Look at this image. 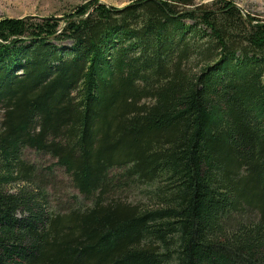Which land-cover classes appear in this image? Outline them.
Masks as SVG:
<instances>
[{
  "label": "trees",
  "instance_id": "trees-1",
  "mask_svg": "<svg viewBox=\"0 0 264 264\" xmlns=\"http://www.w3.org/2000/svg\"><path fill=\"white\" fill-rule=\"evenodd\" d=\"M33 16L0 18V264H264V19L230 0ZM55 167L76 190L58 206Z\"/></svg>",
  "mask_w": 264,
  "mask_h": 264
},
{
  "label": "rangeland",
  "instance_id": "rangeland-1",
  "mask_svg": "<svg viewBox=\"0 0 264 264\" xmlns=\"http://www.w3.org/2000/svg\"><path fill=\"white\" fill-rule=\"evenodd\" d=\"M94 0H0V18L6 16L21 17L25 15H34L33 19H39L45 16L64 17L78 4L92 2ZM109 5L122 6L132 0H95ZM211 0H193L195 3L209 2ZM239 6L245 14L254 15L257 18L264 19V0H230ZM92 6L88 9V11ZM60 17V18H62ZM1 113V110H0ZM24 157L37 163L38 166H47L53 162V158L45 153L36 151L33 148L26 147ZM47 187L52 192L51 202L54 206L64 204L68 192L76 191L68 185V179L63 169L55 167L53 172H48ZM16 188V186H13ZM128 200H143L138 193L133 192L127 196ZM236 214H234L235 216Z\"/></svg>",
  "mask_w": 264,
  "mask_h": 264
}]
</instances>
